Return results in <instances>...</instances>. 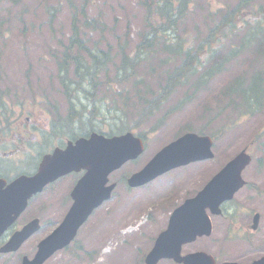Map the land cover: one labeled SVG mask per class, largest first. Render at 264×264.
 Segmentation results:
<instances>
[{
	"label": "rangeland",
	"instance_id": "rangeland-1",
	"mask_svg": "<svg viewBox=\"0 0 264 264\" xmlns=\"http://www.w3.org/2000/svg\"><path fill=\"white\" fill-rule=\"evenodd\" d=\"M161 1L71 0V5L69 0H0V89L9 90L7 96L0 91V96L12 107L7 112L10 124L16 126L19 122L23 123L25 117L29 116L28 112L32 111L34 101L43 103L46 98L45 92L59 104L63 116L70 107L63 102L62 95H59L61 88L56 77L57 65L51 55L53 52H56L54 54L56 55L62 50L60 43L64 45L68 43L73 11L81 5H84L86 10L84 16L78 15L80 38L85 40L89 47L96 45L100 50L110 52L111 61L105 68L106 72L103 71L96 79L101 84L96 91L97 101L102 100V111L105 113L111 108V99L116 97L118 115H122L130 122L147 102L146 97L158 91L166 74L179 61V55L166 51L163 44L185 46L189 42L196 43L206 35L211 24L210 19L225 10L226 6L237 2V0H191L182 21L166 34L158 35L154 46L142 56L132 76L119 83L117 77L119 46L126 45V50H131L141 41L144 33L151 34V27L159 22L155 9ZM260 5L264 8L263 0L251 1L249 4L254 6L252 8L254 10H259ZM86 20L92 21L94 25L97 22L100 24L88 28L85 25ZM237 41L238 37L226 42L222 53L228 49V45L235 46ZM251 49L252 47L244 50L237 61L226 69L227 71L215 77L203 89L195 91L190 84L178 88L160 110L142 128L136 130L144 134L146 150L143 156L134 163H127L112 180L115 181L119 176L139 169L161 147L176 138L178 132L198 129L207 124L208 120H212V129L220 132L212 149L214 158L179 169L143 189L127 191L120 185L114 197L96 209L85 224L89 227H102L100 243L94 241L88 245V237L85 234L78 235L87 252L98 251L99 254L94 260H89L88 255L75 253L76 249L72 245L68 251L59 252L51 257L46 264H144L143 258L153 238L165 228L173 207L203 186L220 167L244 148L253 160L259 159L262 165L256 166L252 161L243 176L246 179L252 178V182L256 181L259 186L256 185L257 192L242 189L235 195L234 202L236 206L252 214H259L258 230L251 232L248 228H232L230 225H222L220 219L213 218L211 237L186 246L184 251L203 250L213 255L218 262H249L264 256V154L259 146L264 142V137H260L264 130V115L246 117L234 125L223 118L224 114L215 116L217 108L222 106L219 94L223 87L239 73L260 67L257 61L250 62ZM28 84L30 85L26 87ZM112 87L115 88L114 93L111 91ZM183 96L188 97L186 104L169 115L160 129L151 132L150 129L162 114ZM21 97L26 99L23 102L25 104L23 110L12 106V103ZM86 103L87 100H83L82 105ZM4 109L3 104L0 110V125L3 122ZM33 122L45 125L47 118L37 115L35 119L31 117L30 123ZM16 135L17 133L11 132L8 139H16ZM56 144L57 140H54L52 145L46 146L45 149L48 151ZM9 149H13V146L7 144L6 151ZM72 182L71 177H66L50 187L23 214V220L32 216L37 208L41 207L42 212L49 216L43 218L46 222L41 221L43 230L48 229L50 221L48 218L58 221L63 217L69 204L67 193ZM89 227L87 228L90 229ZM103 229L111 231L104 232ZM43 234L44 232L38 234L17 253L0 256V264H20L23 256L30 257L35 240L41 238ZM112 234L117 238L116 241L102 243L113 236ZM117 251L120 252L115 255ZM73 254L78 257H73ZM159 264L171 263L162 261Z\"/></svg>",
	"mask_w": 264,
	"mask_h": 264
},
{
	"label": "water",
	"instance_id": "water-1",
	"mask_svg": "<svg viewBox=\"0 0 264 264\" xmlns=\"http://www.w3.org/2000/svg\"><path fill=\"white\" fill-rule=\"evenodd\" d=\"M211 140L195 134H185L160 152L128 184L140 186L175 167L190 162L210 159ZM143 146L139 139L131 134L120 137L104 138L92 134L89 139H79L74 145H68L64 152H55L46 157L39 173L32 178L22 177L11 186L2 189L0 182V234L25 207L26 199L51 178L70 172L86 169V173L75 187L72 196L74 204L62 224L48 237L42 240L32 260L24 258L22 264H43L56 250L66 246L75 236L79 226L85 221L93 207L109 198L112 187L105 188L107 175L128 160L141 154ZM249 157L241 152L191 200H187L171 215L168 228L156 239L155 245L147 255V264H156L161 258H174L183 264H210L211 258L203 253L179 257L180 245L195 237L210 234V224L204 215L206 206L213 211L224 200L230 199L243 185L241 171L249 163ZM214 212H218L217 210ZM257 216L255 217V222ZM256 225L253 226V229ZM38 229L34 220L15 233L0 248V252L15 251ZM253 264H264V259Z\"/></svg>",
	"mask_w": 264,
	"mask_h": 264
},
{
	"label": "trees",
	"instance_id": "trees-1",
	"mask_svg": "<svg viewBox=\"0 0 264 264\" xmlns=\"http://www.w3.org/2000/svg\"><path fill=\"white\" fill-rule=\"evenodd\" d=\"M189 1L163 0L156 6V14L161 21L155 27H151L153 33L150 35L144 33L140 44L135 47L132 54L124 51L123 48L120 50L118 74H121V77L126 76L128 73L127 77H129L133 73L141 54L151 48L158 33H165L178 23L185 13ZM250 1L239 0L232 7L228 6L221 17L209 27L207 35L200 42L183 48L179 47L180 45L177 47L163 46L171 54L179 55V61L166 74L164 83L158 92L153 94L151 99L144 104L138 116L139 119L134 123L135 126L150 117L159 106L173 95L178 87L190 83L195 91L203 89L215 77L223 74L231 63L237 61L239 52L250 47L253 49L251 53L254 55V59H259L260 67H253V69L231 79L220 91L219 99L222 106L217 108L215 116L224 114L225 119L232 117V119L236 118L238 120L245 115L253 116L264 110V37L261 36L264 34V16L257 17L256 15L260 13H255L251 17H242ZM69 3L72 5L71 0H69ZM83 6L81 5L73 11L72 34L69 43L66 46L63 45V51L56 54L55 57L61 78L67 77L70 62H72L74 67L73 77L78 79L77 83H73V85L89 87L88 84H92L98 73L100 74L103 71L102 67H105L108 63L109 52L91 51L86 47V42L80 38L77 19L78 15H85L86 8ZM85 25L90 28L97 26L98 23L94 25L92 21L86 20ZM236 37H238V41L235 46L230 45L226 52L220 54L224 43ZM85 56H87V59ZM85 93L89 95L90 90L87 89ZM187 98H183L178 104H183ZM87 99L92 100V104H94L92 97ZM88 114L89 121L87 125H85V117H81L84 122L81 123L82 126L79 127L76 137L82 134L87 135L89 129L95 125L93 119L96 111L91 110ZM211 122L212 120H209L207 125H210ZM207 129L208 127L202 126L197 132L208 134L213 139L218 137L219 130L210 131L211 128Z\"/></svg>",
	"mask_w": 264,
	"mask_h": 264
},
{
	"label": "flooded vegetation",
	"instance_id": "flooded-vegetation-1",
	"mask_svg": "<svg viewBox=\"0 0 264 264\" xmlns=\"http://www.w3.org/2000/svg\"><path fill=\"white\" fill-rule=\"evenodd\" d=\"M37 115L42 117V114L39 113V109H38V107L36 105L34 107L33 111H32V116L35 117ZM25 120H26L25 124H21V125L13 127V128H16L18 130V132H17L18 136H17V141H13L14 145L16 146V148L14 149V151L11 152V154L9 156H12V157L17 156L19 154V152H20L21 146H23V145L26 146V142L28 144L32 143L34 147H41L42 143L48 141L49 135H51V136L54 135L53 139L54 140L57 139L59 141L58 144H57L58 147H63L64 146L63 143L68 139V138H66V135H63L64 142L62 143L61 142L62 140L60 139V137L55 136L57 134L56 131L58 130L57 127L51 126V128H49L48 127L49 125H47V124H45V125H37L36 123H35L36 125H34V124L29 125L30 124V117H26ZM43 126H46V128L44 129ZM10 129H12V128L0 127V134H4V133L8 132ZM1 140H3V137H1ZM24 149H25V147H24ZM68 193H69V191H68ZM69 208L70 207L68 206L67 209L65 210L64 214H63V217H60L58 219V221L53 220L51 218H48V220H50L49 223H48L49 228L45 229V230H43V223L41 221L46 222V220H44L43 218L44 217H49V216H48L47 213H43L42 212L41 207H38L36 213H34L32 216L26 217V220H23L24 216L22 214L12 224V225H15V227L10 230L8 236H4V240H6L16 230L21 229L25 224H27L31 220L37 218L39 220L40 230L38 232L32 234V236L27 241H25V243L22 245V248H23L26 243H28L29 241L30 242L33 241L38 234H42L44 232V234L42 235L41 238L35 240V242L33 244L34 249H33V252L30 254V257H28L26 255L28 258H31L35 254V251H36V248H37V244L40 242V240L43 239L46 235L52 233L59 226V224L62 222V220H63V218H64V216H65V214H66V212L68 211ZM95 211L96 210H94L93 212H95ZM219 218L222 219V221H223L222 225H230V226H232V228L245 229L246 225H250L249 224V220H250V218H252V216H251L250 212L246 211L244 208L235 207L233 205H230V203H228V204H225V206H223L222 214L220 215ZM87 227H89V226L88 225H83L79 229V231L77 232V236L73 240V242L70 243L65 248H63L62 250L56 252L53 255V257L56 254H58L59 252L63 253L64 251H68L69 248L72 245H74V247L76 249V250H74L75 253H82L84 255H88V256H91V257H96V255L99 254L98 251H89V252H87L88 251L87 248H85L84 245L81 243V241L78 239V235L79 234H85L88 237V240H89L88 241V245L91 242H94V241H97V243H100V232H101L102 227L93 226V227H89L90 229H88ZM41 231H43V232H41ZM103 231L104 232H109L111 230L103 229ZM112 235L113 236H110L106 240H103L102 243H104V242L110 243V242L116 241L117 238L114 237V234H112ZM112 237H114V238H112ZM2 242H3V240L0 241V245L2 244ZM10 255H12V254H9V256ZM72 256L75 257V258L78 257L76 254H73ZM23 257L20 260V264H21V261H22Z\"/></svg>",
	"mask_w": 264,
	"mask_h": 264
}]
</instances>
